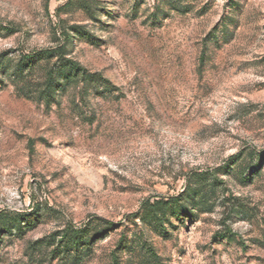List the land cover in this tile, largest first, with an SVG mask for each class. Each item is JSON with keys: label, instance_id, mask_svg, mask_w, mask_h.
Returning <instances> with one entry per match:
<instances>
[{"label": "rangeland", "instance_id": "rangeland-1", "mask_svg": "<svg viewBox=\"0 0 264 264\" xmlns=\"http://www.w3.org/2000/svg\"><path fill=\"white\" fill-rule=\"evenodd\" d=\"M0 264H264V0H0Z\"/></svg>", "mask_w": 264, "mask_h": 264}, {"label": "trees", "instance_id": "trees-1", "mask_svg": "<svg viewBox=\"0 0 264 264\" xmlns=\"http://www.w3.org/2000/svg\"><path fill=\"white\" fill-rule=\"evenodd\" d=\"M64 47V46H63ZM62 46L60 47V48H58L57 50H55V52L57 53V54H59L60 56H62V53H63V51H62V48H63ZM59 65H60V68L61 69H64L65 70V74H64V76H63V79H64V81H65V84L63 85V86H61L62 87V90H66V89H68L69 88V86L71 85V84H73L75 81H76V76H77V74H73L72 73V71H71V68H73L76 72L77 71H80L81 70V66L79 65V64H77V63H75V62H71V61H64V62H59ZM53 79V78H52ZM51 79V83H50V87L52 88V87H54V81ZM60 85V84H59ZM59 85H58V88H59ZM56 87V86H55ZM162 202L161 201H157V202H155L153 205L155 206V205H159V204H161ZM74 231V230H73ZM75 233H79V231H75ZM72 235H75L74 233L72 234Z\"/></svg>", "mask_w": 264, "mask_h": 264}]
</instances>
